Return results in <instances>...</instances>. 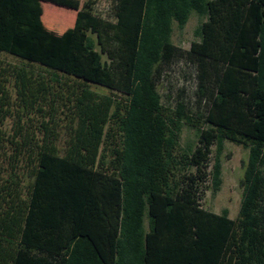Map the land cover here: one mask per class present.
<instances>
[{"label":"trees","instance_id":"16d2710c","mask_svg":"<svg viewBox=\"0 0 264 264\" xmlns=\"http://www.w3.org/2000/svg\"><path fill=\"white\" fill-rule=\"evenodd\" d=\"M115 2L116 22L82 4L55 35L41 0H0L17 60L0 57V264H264V0ZM173 61L193 67L194 114L160 101ZM224 141L247 149L234 218L202 206Z\"/></svg>","mask_w":264,"mask_h":264},{"label":"rangeland","instance_id":"374dc122","mask_svg":"<svg viewBox=\"0 0 264 264\" xmlns=\"http://www.w3.org/2000/svg\"><path fill=\"white\" fill-rule=\"evenodd\" d=\"M75 5L74 8H67L65 5H55L50 1L41 0V6L44 13H49L50 19L53 21L46 22L49 31L55 35L59 34L58 27L63 20L72 19L75 10L80 8L82 4H89L91 12L97 17L108 21H117V16H113L115 8V0H68ZM43 13V15H44ZM74 18V17H73ZM204 17L197 16L194 12H190L185 24L179 28L174 21L171 23L170 41L181 49H187L189 42L198 40V35L194 33L199 23ZM73 21V20H72ZM94 38V36H92ZM95 48L99 50L96 44ZM0 57L6 61L16 62V58L0 53ZM101 60H106L105 55L101 54ZM194 71L191 65H187L182 61H173L168 65H163L161 75L156 80V89L160 96V101L170 107H174L176 103H182L185 111L194 114L197 109L196 101L192 91L195 89ZM66 78L72 79L71 76ZM88 86L96 91L110 94L107 88L88 83ZM114 94V92H111ZM194 128L187 125L181 127L179 135V145H193L196 136ZM61 147V140L58 142ZM247 149L239 144L224 141L222 151L219 154L220 159V178L221 183L219 189L213 194L206 190L202 199V206L210 211L219 213L222 209L227 210L230 218H234L237 213L242 188L239 180L242 175L243 165L246 160Z\"/></svg>","mask_w":264,"mask_h":264}]
</instances>
